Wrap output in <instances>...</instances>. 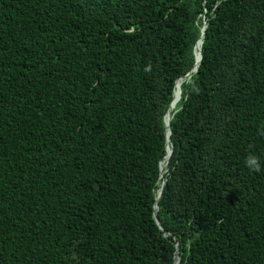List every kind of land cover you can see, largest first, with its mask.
I'll return each instance as SVG.
<instances>
[{
    "label": "trees",
    "instance_id": "1",
    "mask_svg": "<svg viewBox=\"0 0 264 264\" xmlns=\"http://www.w3.org/2000/svg\"><path fill=\"white\" fill-rule=\"evenodd\" d=\"M175 256L264 264V0H0V264Z\"/></svg>",
    "mask_w": 264,
    "mask_h": 264
},
{
    "label": "water",
    "instance_id": "2",
    "mask_svg": "<svg viewBox=\"0 0 264 264\" xmlns=\"http://www.w3.org/2000/svg\"><path fill=\"white\" fill-rule=\"evenodd\" d=\"M205 32H206V24H204L203 27H202L201 30H200V38H202V40H203V38H204V36H205ZM200 38H199V39H200ZM200 62H201V52H200L199 62L194 64L193 68L191 69V71H190L187 75H185L184 77L179 78V79L189 78V77L191 76L192 73H196L197 68H198ZM179 79H178V80H179ZM169 106H170V104H169ZM168 113H169V107H168V109H167L166 114H168ZM166 114H165V115H166ZM164 117H165V116H164ZM164 117H163V123H164ZM172 117H173V114L169 116V119H170V120H169V123L167 124V126H165V124H164L165 131L167 130V128H168V131H169V137H168V139H166V143H165L166 155H167V141L170 142V134H171V131H170V122H171V120H172ZM166 155H165V157H166ZM170 155H171V149H170ZM170 155H169V157H170ZM165 157H164V158H165ZM168 161H169V158H168ZM167 163H168V162H167ZM159 178L162 179V178H161V173H160ZM164 185H165V180L163 179L162 182H161L160 189H159L158 194H157V198H156L155 204H154V213H153V216H154V220H155L156 224H157L159 227H160V224H159V221H158V216H157V212H156V210H157L158 200H159V198L161 197V194H162L163 189H164ZM176 247H177V246H176ZM176 258H177V256L174 257V263H173V264H175V259H176Z\"/></svg>",
    "mask_w": 264,
    "mask_h": 264
},
{
    "label": "bare ground",
    "instance_id": "3",
    "mask_svg": "<svg viewBox=\"0 0 264 264\" xmlns=\"http://www.w3.org/2000/svg\"><path fill=\"white\" fill-rule=\"evenodd\" d=\"M201 44H202V38H200L199 40H198V42L195 44L196 45V48H195V50L193 49V51H194V59H195V63H198L199 62V56H200V53H199V51L201 50ZM195 47V46H194ZM182 80H184V79H181V81ZM178 85V84H177ZM177 85L175 86V88L177 87ZM177 100H178V95H177V98H176ZM175 93L173 92V99H172V103H171V106H170V108H169V113H168V116H167V121L166 122H164V124H165V126H167V124L169 123V116L170 115H172V113L175 111V109H176V107L174 108V111L173 112H171V109H172V107L174 106V104H175ZM165 135H166V139H168V137H169V131H168V128H167V130L165 131ZM169 144V142L167 141V145ZM168 148H169V153H167V155H166V157H165V161H164V163H163V167H165L166 165H167V162H168V158H169V155H170V147H169V145H168ZM162 167V168H163ZM163 177V172L161 173V178ZM158 193V192H157ZM175 264H176V261H175Z\"/></svg>",
    "mask_w": 264,
    "mask_h": 264
},
{
    "label": "rangeland",
    "instance_id": "4",
    "mask_svg": "<svg viewBox=\"0 0 264 264\" xmlns=\"http://www.w3.org/2000/svg\"><path fill=\"white\" fill-rule=\"evenodd\" d=\"M175 104H176V102H175ZM173 107H175V106H173ZM173 112V111H172ZM167 121V118L165 119V122ZM166 169H167V167L165 166L164 167V169H163V176H164V174H165V172H166ZM163 178V177H162Z\"/></svg>",
    "mask_w": 264,
    "mask_h": 264
}]
</instances>
